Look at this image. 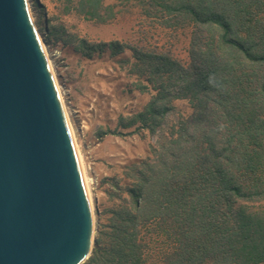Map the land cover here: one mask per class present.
<instances>
[{
	"label": "trees",
	"instance_id": "obj_1",
	"mask_svg": "<svg viewBox=\"0 0 264 264\" xmlns=\"http://www.w3.org/2000/svg\"><path fill=\"white\" fill-rule=\"evenodd\" d=\"M99 2L79 5L105 23ZM156 5L194 28L187 64L119 41L85 43L87 56L129 49L156 84L144 110L120 118L123 126L154 134L178 98L191 101L194 114L154 159L129 166L118 186L124 196L106 210L84 264H149L152 233L167 246L156 264H264V212L237 205L264 201V0Z\"/></svg>",
	"mask_w": 264,
	"mask_h": 264
},
{
	"label": "rangeland",
	"instance_id": "obj_2",
	"mask_svg": "<svg viewBox=\"0 0 264 264\" xmlns=\"http://www.w3.org/2000/svg\"><path fill=\"white\" fill-rule=\"evenodd\" d=\"M165 1L174 0H100L97 13L109 19L101 23L85 14L89 5L80 6V0H32L35 22L88 179L96 233L98 225L110 217L106 210L118 205V197L124 196L118 186L128 182L125 173L129 166L154 159L155 152L179 129L177 124L194 114V107L187 98L175 99L171 113L154 134L138 129V125L123 126L120 118L144 110L157 86L147 73H141L145 67L140 69L131 50L113 54L106 47L89 57L85 43L119 41L167 53L187 64L194 28L165 18L156 5ZM237 205L264 212V201ZM151 235L157 242H149L147 260L156 264L167 246L155 233Z\"/></svg>",
	"mask_w": 264,
	"mask_h": 264
},
{
	"label": "water",
	"instance_id": "obj_3",
	"mask_svg": "<svg viewBox=\"0 0 264 264\" xmlns=\"http://www.w3.org/2000/svg\"><path fill=\"white\" fill-rule=\"evenodd\" d=\"M96 226L28 0H0V264H84Z\"/></svg>",
	"mask_w": 264,
	"mask_h": 264
},
{
	"label": "bare ground",
	"instance_id": "obj_4",
	"mask_svg": "<svg viewBox=\"0 0 264 264\" xmlns=\"http://www.w3.org/2000/svg\"><path fill=\"white\" fill-rule=\"evenodd\" d=\"M28 5H29V9H30V11H31V14H32V16H33V20L36 21V11H35L36 9L34 8V5H33V3H32V0H28ZM38 32H39V30H38ZM39 35H40V33H39ZM40 39H41V44H42L43 50H44V52H45V56H46L47 61H48V65H49L50 70H51V72H52V74H53V78L55 79V83H56V85H57V90H58V93H59V96H60L61 102H62V104H63V99H62V97H61L60 88H59V85H58V83H57V80H56V77H55V74H54V70H53V68H52V66H51L52 64H51V60H50V57H49V53H48V51H47V47H46V45H45V43H44V40L42 39L41 35H40ZM63 108H64L65 116H66L67 121H68V116H67V112H66V110H65L64 104H63ZM68 123H69V121H68ZM69 128H70V131H71V134H72V137H73V141H74V144H75V147H76V150H77V155H78V159H79V163H80V167H81V171H82V175H83V179H84L85 187H86L87 194H88V197H89V202H90L91 210H92V212H93L94 209H93V207H92V198H91V195H90V193H89V189H88V179H87V177L85 176L86 174H85V172H84V168H83L82 160H81V157H80V154H79V150H78V148H77V143H76V141H75V137H74V134H73V131H72V128H71V125H70V124H69Z\"/></svg>",
	"mask_w": 264,
	"mask_h": 264
},
{
	"label": "clouds",
	"instance_id": "obj_5",
	"mask_svg": "<svg viewBox=\"0 0 264 264\" xmlns=\"http://www.w3.org/2000/svg\"><path fill=\"white\" fill-rule=\"evenodd\" d=\"M210 81L214 82V77H210Z\"/></svg>",
	"mask_w": 264,
	"mask_h": 264
}]
</instances>
